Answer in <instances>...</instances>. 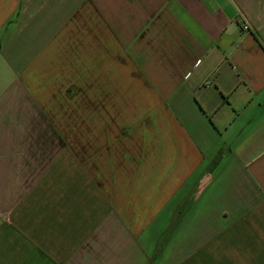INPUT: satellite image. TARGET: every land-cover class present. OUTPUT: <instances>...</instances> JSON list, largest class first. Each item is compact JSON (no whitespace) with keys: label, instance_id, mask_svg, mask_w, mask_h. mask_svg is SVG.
<instances>
[{"label":"crops","instance_id":"0c3cea01","mask_svg":"<svg viewBox=\"0 0 264 264\" xmlns=\"http://www.w3.org/2000/svg\"><path fill=\"white\" fill-rule=\"evenodd\" d=\"M0 264H264V0H0Z\"/></svg>","mask_w":264,"mask_h":264},{"label":"built area","instance_id":"2783aa9c","mask_svg":"<svg viewBox=\"0 0 264 264\" xmlns=\"http://www.w3.org/2000/svg\"><path fill=\"white\" fill-rule=\"evenodd\" d=\"M242 29H243V30H248V27H247L246 25H243V26H242Z\"/></svg>","mask_w":264,"mask_h":264}]
</instances>
